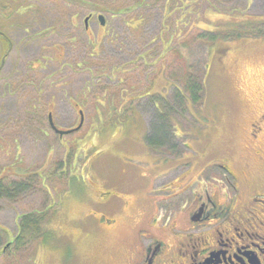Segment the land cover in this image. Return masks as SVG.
<instances>
[{"label": "rangeland", "instance_id": "1", "mask_svg": "<svg viewBox=\"0 0 264 264\" xmlns=\"http://www.w3.org/2000/svg\"><path fill=\"white\" fill-rule=\"evenodd\" d=\"M0 5V179L19 184L0 197V264H116L137 221L136 175L225 164L229 141L240 143L246 118L264 108V33L196 40L233 18L264 23V0ZM187 77L202 81L196 105ZM110 194L121 198L103 211ZM26 214L43 216L41 235H24L17 250Z\"/></svg>", "mask_w": 264, "mask_h": 264}, {"label": "flooded vegetation", "instance_id": "2", "mask_svg": "<svg viewBox=\"0 0 264 264\" xmlns=\"http://www.w3.org/2000/svg\"><path fill=\"white\" fill-rule=\"evenodd\" d=\"M246 119L240 143H228L225 164L180 173L172 163L136 175L128 193L137 221L116 264H264V108ZM118 197L98 204L104 211ZM115 220L103 230L112 231Z\"/></svg>", "mask_w": 264, "mask_h": 264}, {"label": "trees", "instance_id": "3", "mask_svg": "<svg viewBox=\"0 0 264 264\" xmlns=\"http://www.w3.org/2000/svg\"><path fill=\"white\" fill-rule=\"evenodd\" d=\"M1 7V5H0ZM4 10V9H3ZM7 12V10H5ZM235 18H233L232 20H230L227 23V29L226 31H218V32H210V34H208L209 36H205V35H200L196 37L197 39H201V42H206L208 43L210 46L215 45L216 43H220L221 41L226 42V44L230 43V42H234V41H239L244 37H249V36H255V35H259L264 33L263 30V24L262 22L259 21H254L253 19L247 20V21H243V19H237L234 20ZM6 21V20H5ZM7 23V22H5ZM228 28H230V34L228 32ZM222 32V33H221ZM209 33V32H207ZM220 35V36H217ZM228 38V39H227ZM228 40V41H226ZM167 45L168 47L171 45V43L169 44V40L167 41ZM187 82H186V88L188 91V95H189V100L192 104L196 105L199 101H201V97L202 95V81H198L197 80H188L187 77ZM146 143L147 145L149 144V136L146 137ZM157 143V142H156ZM36 176V175H35ZM37 177L39 178V175H37ZM32 178H35L34 176L28 177L27 179H23V185L25 186H31L33 184ZM7 180V178H3L0 179V197H7L10 198L12 193L14 191H16L17 186L19 185L17 184H13L12 182H9L8 184H3L5 183ZM44 221L43 216L41 214H36V215H32V214H26V215H22L19 216L16 220V225H17V235L14 237L13 242H15V247L17 250H20L21 245L24 243L25 237L24 235L26 234H31L34 237H37L38 235H41L39 233V227L41 226L42 222ZM2 232V231H1ZM39 233V234H38ZM45 234L43 235V237L45 238ZM12 244H8V247L11 246ZM5 249V248H4ZM3 249V252H5V250Z\"/></svg>", "mask_w": 264, "mask_h": 264}, {"label": "water", "instance_id": "4", "mask_svg": "<svg viewBox=\"0 0 264 264\" xmlns=\"http://www.w3.org/2000/svg\"><path fill=\"white\" fill-rule=\"evenodd\" d=\"M99 21H100V25H104V22H103V19L101 18V17H99ZM79 115H80V124H79V126L78 127H80L81 126V124H82V122H83V114L80 112L79 113ZM48 119H49V123L50 124H52L51 122V116L49 115L48 116ZM77 129V128H76ZM76 129H74V130H68V131H56L59 135H61V134H69V133H71V132H74Z\"/></svg>", "mask_w": 264, "mask_h": 264}]
</instances>
